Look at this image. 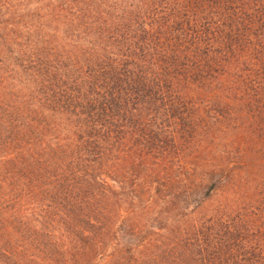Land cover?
Returning a JSON list of instances; mask_svg holds the SVG:
<instances>
[{
	"label": "trees",
	"instance_id": "1",
	"mask_svg": "<svg viewBox=\"0 0 264 264\" xmlns=\"http://www.w3.org/2000/svg\"><path fill=\"white\" fill-rule=\"evenodd\" d=\"M0 264H264V0H0Z\"/></svg>",
	"mask_w": 264,
	"mask_h": 264
}]
</instances>
